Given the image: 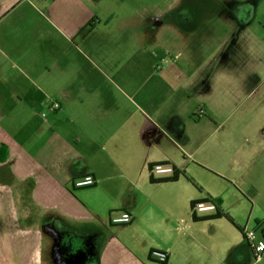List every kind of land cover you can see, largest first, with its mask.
I'll list each match as a JSON object with an SVG mask.
<instances>
[{"label":"crops","instance_id":"crops-1","mask_svg":"<svg viewBox=\"0 0 264 264\" xmlns=\"http://www.w3.org/2000/svg\"><path fill=\"white\" fill-rule=\"evenodd\" d=\"M87 6L0 0V264H161L152 251L165 264H264L242 234L264 229V63L189 64L165 31L141 63L134 23L100 48L79 34ZM108 42L126 46L127 64L84 61ZM157 163L186 177L152 183ZM87 175L94 186L74 187ZM205 200L233 222L194 220ZM122 212L132 222L113 225Z\"/></svg>","mask_w":264,"mask_h":264},{"label":"rangeland","instance_id":"rangeland-1","mask_svg":"<svg viewBox=\"0 0 264 264\" xmlns=\"http://www.w3.org/2000/svg\"><path fill=\"white\" fill-rule=\"evenodd\" d=\"M87 5L90 10L88 21L93 28L85 32L91 39L92 47L100 48L99 45L104 41L106 32L124 30L127 34L134 23L135 29L138 26L141 31L140 62L148 64L161 51L158 41H155L156 35L148 30L159 28V21H162L163 26L159 29L170 36L167 40L174 59L180 54L183 61L189 64L202 60L223 64L241 61L240 58L246 54L247 61L253 64L264 63V0H87ZM117 15H122L124 18L117 19ZM229 17L235 20L229 22ZM102 18L110 20V28L106 27L105 22H100ZM149 25L152 27L149 28ZM212 26L221 33L219 42L215 44L214 49H203L202 45L198 44V37L203 30H211ZM176 32H185L187 37L182 34L183 37L179 38L180 35ZM126 39H115L114 42L119 46L125 44ZM179 41L181 44L177 49ZM108 43L109 48L105 52L101 49L97 52V56L86 53L88 58L84 61H89L100 69L106 68L104 64L107 63L119 66L127 64L130 54L126 46L119 51L110 50L111 42ZM101 53L106 56L101 57ZM119 73L121 77L123 75L125 77L128 73L126 67ZM120 76H109V78L113 77L115 87L118 86L116 80ZM99 77L103 76L99 75ZM221 93L228 91L222 87ZM46 261L47 258L45 264H48L49 262Z\"/></svg>","mask_w":264,"mask_h":264},{"label":"built area","instance_id":"built-area-1","mask_svg":"<svg viewBox=\"0 0 264 264\" xmlns=\"http://www.w3.org/2000/svg\"><path fill=\"white\" fill-rule=\"evenodd\" d=\"M53 110H59L61 105L58 102H54L51 105ZM173 167L169 164H156L150 170V175L155 179L168 178L173 175ZM96 183L95 178L92 175H87L81 177L74 181V187L76 188H86L92 187ZM217 205L212 201H198L192 206V212L194 215H204V214H215L217 212ZM133 217L130 213L122 212L118 215H113L110 222L113 225H128L132 222ZM242 234L244 239L249 244L253 250L254 258L260 261L264 257V229L262 234H258L255 230H250L247 228L242 229ZM152 256L157 257V260L161 264H165L168 261V256L166 253L152 251Z\"/></svg>","mask_w":264,"mask_h":264},{"label":"trees","instance_id":"trees-1","mask_svg":"<svg viewBox=\"0 0 264 264\" xmlns=\"http://www.w3.org/2000/svg\"><path fill=\"white\" fill-rule=\"evenodd\" d=\"M93 28V25L89 22L87 25H85L79 34H82V33H86L85 31L86 30H91ZM7 157V149L2 146L0 147V162H4L5 159ZM157 164H168V163H157ZM156 165V164H151L150 165V170L152 169V167ZM173 167V175L171 177H168V178H163V179H155L154 177L150 176V180L152 183H162V182H173V181H176L178 180V178L180 176H184L186 177V174H185V171H179L177 170L176 167L172 166ZM198 202V201H197ZM204 202H207V200H205ZM214 203H216L218 209H217V212L215 213L214 216H212L211 218H220V217H225L227 218L229 221L233 222L232 219L225 213H223L220 209H219V204L216 202V201H212ZM196 202L192 203V206L195 204ZM194 220H201L200 218H198L196 215H194Z\"/></svg>","mask_w":264,"mask_h":264},{"label":"flooded vegetation","instance_id":"flooded-vegetation-1","mask_svg":"<svg viewBox=\"0 0 264 264\" xmlns=\"http://www.w3.org/2000/svg\"><path fill=\"white\" fill-rule=\"evenodd\" d=\"M234 20H235L234 18L229 17V22H233ZM158 25H160L159 28H161V27L163 26L162 21H159V24H158ZM150 27H152V25H149V28H150ZM159 28L156 27L153 31H152V29H149L148 32H150V33L154 32V34H155L156 37H157V34H158L159 32H161ZM211 28H212L211 30H207V31H204V30H203V31L201 32V35L199 36L200 38H199L198 44L200 43V44L202 45V48H203V49H204V48H206L207 50L214 49L215 44L219 42L218 40L220 39V34H221V33H219L220 31L217 30L216 27H214V26H212ZM144 32H147V31H144ZM176 33H177V32H176ZM177 34L180 35L179 38H182L183 35H184V37H187V36L185 35V32H184V33H179V32H178ZM182 34H183V35H182ZM155 35H154V36H155ZM156 37H155V38H156ZM177 43H181V41H179V42H177Z\"/></svg>","mask_w":264,"mask_h":264}]
</instances>
